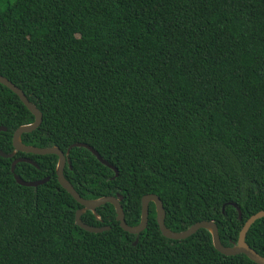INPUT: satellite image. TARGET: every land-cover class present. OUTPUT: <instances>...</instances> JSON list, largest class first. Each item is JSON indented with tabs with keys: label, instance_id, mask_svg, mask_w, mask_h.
<instances>
[{
	"label": "trees",
	"instance_id": "1",
	"mask_svg": "<svg viewBox=\"0 0 264 264\" xmlns=\"http://www.w3.org/2000/svg\"><path fill=\"white\" fill-rule=\"evenodd\" d=\"M4 1V0H0ZM0 76L43 114L26 146L75 147L64 175L86 200L122 196L126 222L157 195L165 224L183 232L214 221L231 247L264 211V0H11L0 3ZM35 117L0 84V149ZM27 158L38 167L22 162ZM55 155L0 157V264H256L218 252L210 232L165 238L125 232L106 204L83 207L59 184ZM27 182L49 179L38 188ZM236 204L239 211L233 205ZM248 245L264 257V218Z\"/></svg>",
	"mask_w": 264,
	"mask_h": 264
},
{
	"label": "water",
	"instance_id": "2",
	"mask_svg": "<svg viewBox=\"0 0 264 264\" xmlns=\"http://www.w3.org/2000/svg\"><path fill=\"white\" fill-rule=\"evenodd\" d=\"M0 84H2L3 86H6L8 89L14 92L20 98L23 104L28 108V110L32 113V115L35 117L34 123L30 125L22 126L15 132L13 136L14 152L11 154H6L0 149V157L5 158V159H10V158H14L18 153L33 154L37 156H47V155L57 156L59 160H58V164L56 168V173H57L59 184L83 207V209L79 210L76 214V223L81 229L85 230L86 232L94 233V234H99L105 231H109L110 228L108 227L97 228V227H92V226L85 224L82 221V215L90 211L94 213L98 219H100L99 216L97 215V209L106 204H111L116 209L117 221L120 223L121 228L129 234L137 236V239L134 243V245H137L139 242V235L148 228L150 205L151 203H153L155 204V207H156L157 223L159 225L162 235L165 238L171 239V240H186L190 238L191 236L195 235L199 230H202V229L207 230L212 235L213 245L215 249L221 254L225 256L245 255L248 259L255 262L256 264H264V257H262L254 249H252L246 242L247 234L249 230L251 229V227L258 220H261L264 218V211H261L255 214L254 216L250 217L244 224L239 234L238 241L234 243L231 247H226L221 242L220 235H219V229H218L217 224L214 221L199 222L193 225L192 227H190L188 230L183 231V232H174V231H171L169 228H167L165 224L166 211L164 208V204L157 195L150 194V195H146L143 197L141 221H140V224L135 227L129 226L126 222L124 208L121 204L123 200L122 196H119V197L108 196V197H103V198H99L96 200H86L82 198L64 175L65 167L68 163V156L73 148L78 147V148L88 149L103 165L114 170L116 173V176H118V170L114 168L112 165H110L107 161H105L93 147L87 144H82V143L75 144L68 149L67 153H64L58 147L38 148L34 146H26L22 141V136L24 134H30L34 132L41 126L43 122V114L37 108V106H35L33 103H31L28 100L25 93L20 88H18L16 85H14L11 81H9L7 78L0 76ZM6 131H7L6 128L0 127V132H6ZM22 162L32 164L36 166L37 168H39L37 163H35L34 161L30 159L18 158L14 161L12 165L13 173H15L16 166ZM15 179L17 183L21 186L34 187V188H38L39 186L44 185L49 180V179H44L41 181L27 182L17 175H15ZM233 205L238 209L239 218L241 220L242 219L241 210L237 207L236 204H233Z\"/></svg>",
	"mask_w": 264,
	"mask_h": 264
},
{
	"label": "rangeland",
	"instance_id": "3",
	"mask_svg": "<svg viewBox=\"0 0 264 264\" xmlns=\"http://www.w3.org/2000/svg\"><path fill=\"white\" fill-rule=\"evenodd\" d=\"M11 0H4V1H1V6L4 7L6 6L8 3H10Z\"/></svg>",
	"mask_w": 264,
	"mask_h": 264
}]
</instances>
